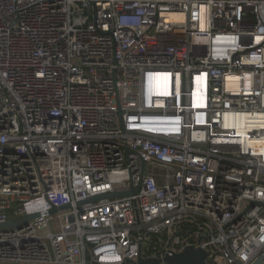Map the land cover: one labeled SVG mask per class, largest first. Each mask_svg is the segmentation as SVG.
Instances as JSON below:
<instances>
[{
	"label": "built area",
	"instance_id": "1",
	"mask_svg": "<svg viewBox=\"0 0 264 264\" xmlns=\"http://www.w3.org/2000/svg\"><path fill=\"white\" fill-rule=\"evenodd\" d=\"M27 217L0 264L135 263L151 235L263 257L264 0H0V225Z\"/></svg>",
	"mask_w": 264,
	"mask_h": 264
},
{
	"label": "water",
	"instance_id": "2",
	"mask_svg": "<svg viewBox=\"0 0 264 264\" xmlns=\"http://www.w3.org/2000/svg\"><path fill=\"white\" fill-rule=\"evenodd\" d=\"M136 191L130 192V193H114V194H108L104 196L103 198H116V197H124L128 195H134ZM101 198H97L96 200H99ZM53 212H56L54 209ZM32 217H27L23 221L20 222H15L11 224H5V225H0V229H10L14 227H21L22 222H27ZM208 254L198 248H195L194 246H189L185 248L182 252L180 253H174L173 255L165 256V258H144L140 256L135 263L129 262V264H207ZM254 264H264V256L258 258Z\"/></svg>",
	"mask_w": 264,
	"mask_h": 264
},
{
	"label": "trees",
	"instance_id": "3",
	"mask_svg": "<svg viewBox=\"0 0 264 264\" xmlns=\"http://www.w3.org/2000/svg\"><path fill=\"white\" fill-rule=\"evenodd\" d=\"M158 242L159 237L156 235H151L149 241L145 244L143 248V257L149 258L154 255H159V249H158Z\"/></svg>",
	"mask_w": 264,
	"mask_h": 264
},
{
	"label": "rangeland",
	"instance_id": "4",
	"mask_svg": "<svg viewBox=\"0 0 264 264\" xmlns=\"http://www.w3.org/2000/svg\"><path fill=\"white\" fill-rule=\"evenodd\" d=\"M219 262H220V263H224V261H223L222 259H219ZM219 262H218V263H219Z\"/></svg>",
	"mask_w": 264,
	"mask_h": 264
}]
</instances>
